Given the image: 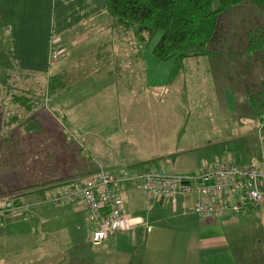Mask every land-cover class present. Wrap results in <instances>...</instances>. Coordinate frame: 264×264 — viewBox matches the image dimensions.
<instances>
[{"label":"crops","instance_id":"0c3cea01","mask_svg":"<svg viewBox=\"0 0 264 264\" xmlns=\"http://www.w3.org/2000/svg\"><path fill=\"white\" fill-rule=\"evenodd\" d=\"M115 25L113 18L105 10L104 0H0V74L13 65L20 70L39 74L45 79L43 86H46L47 76H63L66 71L71 70L72 65L68 64L81 63L88 66V70L99 74L89 82L97 83L101 77L104 86H111L116 78L125 88L130 82L124 83L120 75L115 77L105 58L104 69L97 68L96 65L105 45H108L111 32L116 35L117 31H121V35L128 34L135 39L132 32L126 33ZM256 25L264 34V6L249 1L239 3L221 17L215 48L211 53L207 51L197 56L218 55L217 49L221 47L222 53L232 57V61L236 63L235 59L245 49L246 28ZM233 31L238 35L234 36ZM94 37L95 44L87 50H80L83 47H79L81 39L90 41ZM53 46L62 48L63 51L68 48L65 53L67 55L52 60L49 52ZM133 49L132 58H120L119 61L125 67L133 60V65L138 67L133 76H138L139 82L135 85L137 91L142 89L149 94V87L160 85L166 89L170 82L171 60H158L150 50L148 53V49L141 58L139 49ZM120 51L126 50L117 47L114 52L112 48L111 55ZM253 57L252 52H245L244 58H248L249 64H246L248 69L244 76L241 67H231L233 75L222 81L228 84L233 82L234 85L239 81L246 82V87L255 89L246 91L244 98H248L251 103H264V92L260 87L264 78V52L255 60ZM180 60L182 58L178 61ZM220 68L222 66H215L213 70ZM84 83L86 81L81 79L80 83L73 82L58 93L48 94L49 98L52 96V110L58 108L64 118L68 117V123L62 119L61 114L58 115V111L54 114L55 119L54 111L48 110V116L37 119L38 126H29L30 128L17 121L15 112L20 108L6 100V95L0 90V206L10 198L5 191L18 189L19 203H26L30 209L28 217H24L21 212L0 216V256L3 255V259L0 257V264H15L18 261L25 264L21 261L23 253L13 254V246L36 250L54 246L49 242L52 239L67 241V245H63L68 246L71 252L67 257V264H264V202L258 207H250L245 214L229 211L221 218H202L191 210L193 193L180 196L172 207L164 203L151 204L144 189L132 185L126 186L119 193L122 212L133 216L130 228L118 232L113 238L103 240L97 247L92 245L89 237L94 229L93 223L79 206L68 200L59 203L49 200L51 191L61 189V185H53L60 181L57 177L75 172V167L72 172L69 170L75 158L73 146L60 138L62 132L56 122L68 128L74 126L78 130L85 127L83 122H76V118L72 116V103L76 102L75 99H84L76 95V92L81 94ZM154 97L158 101L162 100L158 95ZM125 109L122 107L119 115L134 119L135 110L127 113ZM149 116L147 121L142 120V117L136 119L140 120L138 128H131L132 123H126L129 126L124 132L120 133L117 129L118 136L124 133L135 136L132 144L137 152L131 161L123 163L130 165L120 172L140 168L132 166L146 161L158 168L167 169H159L162 172H193L204 162L217 158L216 154L228 151L231 147H240V136L238 139H218L212 143H205L206 139L198 146L204 143L200 154H192L194 152H190L191 145L188 137H185V129L176 131L174 136L172 117L167 111L156 110ZM254 116L256 123L252 128L244 127L239 116L229 125L234 128L232 136L253 134V140L256 138L259 149L254 146V155L243 154L240 157L230 152L228 158H231L228 160L250 162L264 170V161L256 157L260 150L264 152V109ZM260 124L262 128H259ZM236 130L238 131L235 132ZM113 132L114 130L106 131V135L111 136ZM250 141L251 138L247 143L243 142V147L246 148ZM217 142L220 144L216 145ZM83 150L85 151V147ZM211 154L216 157L210 159ZM184 156L187 158L182 159ZM152 158L158 159L149 161ZM43 183L50 187L44 191L38 190ZM29 185L35 187L24 189ZM135 189L142 191L141 196ZM146 225L150 226L148 230L145 229ZM211 231L216 233L213 235ZM33 250L29 249L27 252ZM14 256L19 259H14ZM44 258L40 256L36 262L42 264Z\"/></svg>","mask_w":264,"mask_h":264},{"label":"rangeland","instance_id":"374dc122","mask_svg":"<svg viewBox=\"0 0 264 264\" xmlns=\"http://www.w3.org/2000/svg\"><path fill=\"white\" fill-rule=\"evenodd\" d=\"M118 33L120 36H118ZM121 33V31H117L116 35L114 32L109 34L107 42L108 45H105L103 53L101 54V57L98 58L96 65L97 68L104 69L105 58L109 63V69L115 77L120 75L124 83L130 82L125 88L122 87V84L119 83V80L116 78L113 80V84L111 86H104L101 77L97 83H92V81L89 82V80L95 79L99 74H96V71L94 70H88V66L81 63L68 64L69 66L72 65L70 67L71 70L66 71L63 75V84H65L66 87L71 85L73 82L80 83L81 79L86 81L83 89L81 90V94L80 92H76L77 97H82L84 99H75L76 102L72 103V116L76 118V122H83L85 127H83L82 130H78L74 126H70L69 128L67 127L68 131H72L73 134L75 133V139L71 140L81 141L82 146H80L82 149L85 147V152L82 155L83 163L81 164L77 162L78 164H75L73 162L69 168V170L71 169L70 172L74 170V167L75 172L86 171L89 169H92L90 171H93L100 166H105V168H109L115 172L122 171V168L125 169L130 164L125 165L123 163L131 161L133 157L137 155V152L133 148L132 144V139L135 138V136L131 134L128 135L126 133L118 136L119 132L117 133V129L120 133L124 132V130L128 128L131 123V128H138L140 126V120L136 119L142 117V120L147 121L150 117L149 115L151 114L152 116L156 110H165L167 111V114L172 117L174 136L176 131L181 132L183 128L185 129V137L186 139L188 137V141L190 143L189 145H191L189 146L191 150L190 152H194L192 154H196V152L202 150L201 147L204 143L200 147L198 146L206 139L205 143H212L218 139L228 138L232 140V138L235 137V139H238V136H240L238 140L240 147H231L228 151H224L223 153H215L216 156L229 159L231 158V156L228 158V156L231 155L230 152L239 157L243 154L254 155L256 146L258 148L256 138L253 140V137L255 136L253 134L249 136L245 134L232 136L234 128L229 124L230 122L236 121L237 116H239L240 122L244 127L247 126V128H252L255 126L254 123H256L254 115L264 109V103H251L248 98H244V93L246 91H252L255 89L246 87V82L239 81L236 85H234L233 82H229L228 84V82L222 81L227 79L229 75H233L230 70L231 67H241L243 70L242 75H245V72L248 69V65L246 64H249V61L247 62L248 58H244L246 51H241V55L238 56L239 58L235 59L236 63L235 61H232V57L222 53L221 47L217 49L218 55L210 54L197 56V54H191L188 55L189 57L182 58L180 61H175V59L170 57L168 59L171 60V64L169 65V73L171 75L169 76L170 82L167 84V88L164 89L163 85L149 87L150 93L148 94V92L142 89L137 91L135 85L139 82L138 76H133L136 74L138 67L136 68L133 65V60L129 61L130 65L128 64L125 67H122L119 59L122 58V60H127L128 58H132L134 53L133 48L139 49V55L142 58L145 56V52H147L146 49H148L149 53L150 44L144 43L143 40L138 41L134 39V41H131L132 38H130L128 34L121 35ZM233 35L237 36L238 34L233 31ZM95 38L96 37L90 41L89 39H81L78 42L79 47L83 46L80 50H87L88 47L95 44ZM216 45L217 41L213 47ZM117 47H120V49L123 48L126 51H120L115 53V55H111V49L113 48V51L115 52ZM67 49L61 52L57 59L67 55L65 54ZM104 53L106 57H104ZM241 58H243V60H241ZM64 62L66 63V59ZM215 66H222V68L219 70H213V67ZM91 73L93 75H91ZM124 77H127V79H123ZM28 79H30L29 82L31 83V88L35 87L34 89L37 93H44L42 102L43 109H41V111L46 113H48V110L54 111L52 110V107H50L53 102L52 99L50 100L52 96L49 98V95L45 92V86H43L45 84V79H43L40 75H33L32 78ZM157 95L162 98L161 101H158L154 97ZM254 98L257 99V97ZM5 99L10 100L7 94ZM12 103L16 105L18 109L20 108L17 105V102ZM122 107L126 108L125 111L127 113H131L135 110L134 119L130 116H120L119 114L122 111ZM57 109H55L53 115L60 112V110ZM25 111L24 107L23 109L20 108L18 112H15V116L17 118L20 116L22 118L21 121H23L25 118ZM60 116L66 123L69 122L67 116L66 118H64L62 114ZM245 117L247 118L245 119ZM54 118L56 119V116ZM56 124L62 131V128H60L62 127V124L60 122L59 124L56 122ZM228 126L231 128H228ZM259 128H262L261 124L259 125ZM109 130H114L111 136L106 135V131ZM237 131L238 130L235 132ZM60 138L66 139L64 135H61ZM250 138V143L246 148H244L243 142L247 143ZM125 141L127 143H124ZM183 142L184 140H182V143ZM215 144L218 145L220 143L217 142ZM199 154L200 152L198 155ZM210 156V159L216 157L213 154ZM185 158L187 157H182V159ZM137 166H140V168L143 169H152V167H156V165L153 163L150 164L147 161L136 164L132 167L136 168ZM200 167L201 166H199L198 169ZM154 169L167 170L166 168L158 167ZM135 191H137L139 196H141L142 191L140 189H135ZM21 204L23 205L25 203ZM2 210L3 208H0V216H3V213H1ZM18 212H21L24 217H28L30 209L29 207L25 210L10 209L7 214ZM211 233L214 235L216 232L211 231ZM49 242L53 243L54 246L41 247L36 250L27 247L13 246V254L18 253L21 255L23 253L22 255H24V257L21 261L25 264H41V262H36L37 258L40 256L45 257L42 264H67V257L68 255H71L68 246H63L67 245V241L62 239H52L49 240ZM100 244L92 245L97 247ZM29 249L33 251L27 252ZM113 250L114 249H112V251ZM108 251H110V249H108ZM0 257L3 259V255ZM14 259L18 260L19 258L14 256ZM15 264L20 263L18 261Z\"/></svg>","mask_w":264,"mask_h":264},{"label":"trees","instance_id":"16d2710c","mask_svg":"<svg viewBox=\"0 0 264 264\" xmlns=\"http://www.w3.org/2000/svg\"><path fill=\"white\" fill-rule=\"evenodd\" d=\"M105 10L113 18L115 26L124 30V32H132L134 38L138 41L143 40L144 43L150 44L149 50L158 60H164L172 58L179 60L187 55L202 54L204 52H210L213 50V45L216 43V32L220 25L221 17L229 13L236 5L243 1H249L253 4L264 6V0H104ZM120 29V30H121ZM219 31V30H218ZM262 34V35H261ZM134 41V39H131ZM244 50L249 53H253L254 58L260 57L264 52V34L259 26H253L246 28L245 30V45ZM39 74L31 71L20 70L13 65L8 66L0 74V90L7 94L12 102H17L18 106L25 108V118L21 121V117L18 116L17 121L22 122L26 128L37 125V119H45L48 113L41 111L43 109V96L44 93H37L35 87L31 88L28 78H32ZM46 94L58 93L61 90L66 89V85L63 84V76L58 74L49 75L46 77ZM261 90L264 92V78L261 80ZM59 88V89H57ZM18 90V91H16ZM5 94V95H6ZM56 114V113H55ZM61 113L59 112L58 115ZM16 117V116H15ZM20 117V118H19ZM15 121V120H12ZM30 126V127H29ZM38 126V125H37ZM61 135L65 136L66 142H69L74 149V163H83L82 155L85 152L81 146L82 143L75 139L72 131H68L67 126L62 124ZM18 134V132H17ZM79 141V142H78ZM79 144V145H78ZM81 145V146H80ZM261 160V150L256 155ZM158 158H152L149 161H156ZM78 162V163H77ZM237 163L251 164L241 162L239 159L235 160ZM252 165H254L252 163ZM76 166V165H75ZM254 167L258 170L257 166ZM105 168V167H104ZM95 169V168H94ZM109 169V168H107ZM153 170H159L154 169ZM92 169L73 172L70 175H60L57 177L59 182L53 183V185H61L59 191H51L49 200H51L52 193L62 194L72 187L76 186L77 178L87 173ZM264 171V170H263ZM129 173V171H123ZM61 179H64L61 181ZM263 184V185H262ZM261 187L264 188V181H262ZM133 186V185H132ZM33 186H27L24 189H28ZM50 187L49 184L43 183L38 190H46ZM135 187V186H134ZM125 188V187H124ZM145 191V190H144ZM9 193L5 203L0 206L3 208V214L9 212V204L11 207H19L22 204L19 203L18 189L5 191ZM149 199V198H148ZM241 200L247 213L250 207H258L260 204L251 205L246 198H240L239 193H234L230 200ZM53 201V200H52ZM60 201H65L62 199ZM150 201V199H149ZM73 202V201H71ZM55 203V201H54ZM74 203V202H73ZM151 203V202H150ZM159 203V202H156ZM154 204V203H151ZM25 205H27L25 203ZM8 207V208H6ZM28 207V205H27ZM26 207V208H27ZM88 218L84 209H80ZM233 212L240 214L241 212L232 211L227 209V212ZM2 214V215H3ZM223 215L219 216L221 218ZM204 218H218V217H204ZM89 219V218H88ZM89 221L95 225V221L92 219ZM120 232V231H118ZM114 234L111 237H115ZM106 238V239H108ZM104 239V240H106ZM90 242L92 243L90 237ZM93 244V243H92Z\"/></svg>","mask_w":264,"mask_h":264},{"label":"built area","instance_id":"2783aa9c","mask_svg":"<svg viewBox=\"0 0 264 264\" xmlns=\"http://www.w3.org/2000/svg\"><path fill=\"white\" fill-rule=\"evenodd\" d=\"M62 51V48L53 46L50 58L56 60ZM261 161H264V152H261ZM262 181L263 170L256 169L252 164H240L220 157L204 162L193 172L136 168L125 173L100 166L80 175L75 187L62 194L52 193L51 200L73 201L84 209L88 218L96 222L91 241L100 244L116 232L128 230L133 223V216L125 215L121 209L119 193L126 186L144 189L151 203L159 202L172 207L180 196L193 193L191 210L196 216L204 218L219 217L227 209L244 213L246 209L241 200L230 203L234 193H239L240 198H246L251 205L264 202ZM149 227L146 225L145 229Z\"/></svg>","mask_w":264,"mask_h":264},{"label":"bare ground","instance_id":"6f19581e","mask_svg":"<svg viewBox=\"0 0 264 264\" xmlns=\"http://www.w3.org/2000/svg\"><path fill=\"white\" fill-rule=\"evenodd\" d=\"M53 202H54V201H53ZM59 202H60V201H59ZM59 202H55V203H59ZM7 206L10 207V208H13V207H11L9 204H7ZM26 207H27V205L23 204V205H21V206H19V207H14L13 209H22V210H25ZM6 208H7V207H6Z\"/></svg>","mask_w":264,"mask_h":264}]
</instances>
